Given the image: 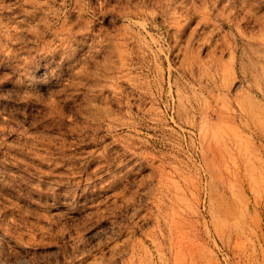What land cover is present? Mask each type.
Returning a JSON list of instances; mask_svg holds the SVG:
<instances>
[{"label":"rangeland","instance_id":"obj_1","mask_svg":"<svg viewBox=\"0 0 264 264\" xmlns=\"http://www.w3.org/2000/svg\"><path fill=\"white\" fill-rule=\"evenodd\" d=\"M0 264H264V0H0Z\"/></svg>","mask_w":264,"mask_h":264}]
</instances>
